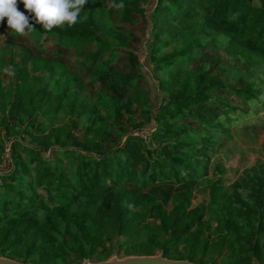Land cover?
<instances>
[{
  "label": "trees",
  "instance_id": "trees-1",
  "mask_svg": "<svg viewBox=\"0 0 264 264\" xmlns=\"http://www.w3.org/2000/svg\"><path fill=\"white\" fill-rule=\"evenodd\" d=\"M141 1L150 10L146 17L147 45L150 39L154 41L153 48L148 45L150 53L171 48V52L156 59L158 67L169 68L179 58L189 60L199 46L198 35L224 37L225 51L231 58L249 66H264V0ZM111 2L120 8L121 20L131 22L133 16L145 19L147 8L134 0ZM17 10L28 15L25 8ZM106 16L98 0H87L78 22L71 27L65 21L63 26L45 31L32 20L35 27L29 34L54 43L49 52L51 60L35 61L43 63L48 78L28 75L21 64L12 72L16 82L4 86L0 77V159L6 143L11 142V162L1 174L7 182L0 184V255L35 264H80L85 257L94 255L98 261H104L109 257L107 240L121 237L120 248H124L125 256L153 255L160 250L163 257L178 259L172 253L181 242H186L187 254L179 259L209 264L203 262L204 257L216 252L222 264H249L251 257L254 264H264L263 172L246 174L235 185L247 191V199L228 196L220 182H213L207 204L209 218L198 227L200 215L188 210V193H175L173 207L168 211L167 194L159 200L146 192L156 183L179 185L185 175L199 178L202 165L194 162L198 140L194 136L200 134L193 133L191 141H184L190 128L185 124L176 126L177 118L192 120L195 108H210L215 101L227 110L225 119L230 120L229 113L237 108L221 97L233 95L247 103L255 100L259 91L249 84L227 85L218 75L209 74V70H199L195 77L193 72L166 73L158 80V103L149 98L144 103L146 124L154 121L156 125L150 140L157 146H148L141 134L133 136L119 130L116 144L104 148L102 139L107 134L108 122L119 124L122 109L111 108L106 101L92 104L78 91L69 90L73 71L58 57L68 50L80 53L82 49L86 60H95L111 52L112 46L101 33L125 44L121 33L107 28ZM38 49L45 55L43 44L35 49L37 55ZM96 72L90 74L96 76ZM123 78V84L132 88L131 79ZM164 92L166 97L161 96ZM147 103L155 107L154 114ZM8 115L14 121L12 129ZM59 115L66 117L61 125L56 124ZM199 118L208 129L206 135L217 129L228 132L221 120L213 124L204 114ZM26 119L33 120L27 123ZM81 119L88 125L80 139L74 135L73 126L75 120ZM140 130L136 125L132 133ZM168 142L173 144L170 150ZM51 155L57 156V162H53ZM63 156L72 159L70 168L64 166ZM38 189L44 190L49 199L46 206L42 205ZM212 223L217 241L210 243L201 235ZM250 238L252 256L245 250ZM210 259L214 264L215 260Z\"/></svg>",
  "mask_w": 264,
  "mask_h": 264
},
{
  "label": "rangeland",
  "instance_id": "rangeland-1",
  "mask_svg": "<svg viewBox=\"0 0 264 264\" xmlns=\"http://www.w3.org/2000/svg\"><path fill=\"white\" fill-rule=\"evenodd\" d=\"M98 1L107 12V28L121 33L126 38V43L124 44L106 33H101L112 46L113 50L111 52L107 51L95 60H86L82 49L80 53L68 50L66 55H60L58 60L63 61L64 66L73 71L69 90L78 91L81 96L87 97L92 104L99 105L100 102L106 101L111 108L122 109L118 118L119 124L108 122L107 134L102 139V146L104 148L113 147L117 142L119 130H124L128 135L131 134L133 136L141 134L148 146H157L150 140V135L155 131L156 125L154 121L146 124L148 121L144 103L147 98L158 103L160 99V95L156 97L159 94L157 91L158 80L165 76L166 73L182 71L184 75H191L193 72V77H195L199 70H209V74L218 75L227 85L240 87L249 84L253 89L259 91V95L253 101L244 103L235 99L233 95L228 94L221 97L231 107L237 108L236 112L229 113L230 120L225 119L228 115V113H225L227 110L215 101L210 103V108H195L192 120L185 121L182 118L175 120L176 126L180 127L185 124L190 128L191 133L183 137L184 141H191L193 133L200 134L194 136L195 139H198L197 143H195L197 146L195 155L197 157L194 162H199L202 165L198 171L199 178L185 175L179 185H173L170 182L156 183L146 190V192L153 193L159 200L163 198L162 195L164 193L167 194L169 199L165 203V208L168 211L173 207L172 196L175 193H188L191 200L188 210L190 212H198L200 215L196 227L209 218L210 210L207 204L210 199V185L213 182H220L228 196L233 195V198H235L237 195L247 199V191L242 187H235V185L246 174L264 173V66H249L242 60L236 61L231 58L225 51L227 39L224 37L211 38L198 35L196 39L199 41V46H196L189 60L187 58H179L180 60L177 59L178 61L173 66L160 68L156 59L171 52V48H161L156 53H150L148 45L153 48L154 41L150 39L147 45L146 17L148 18L150 14L148 4L142 3L141 0H134L141 7L147 8L145 19L133 16L131 22H125L121 20L120 8L114 6L111 0ZM17 4V8H25L23 3H20V0H17ZM42 44L46 51L45 55L41 54L43 50L39 49L40 53L37 55L35 49L38 46H42ZM53 44L51 40L46 43L43 40L32 37L29 33L28 35L18 34L8 28L7 22L0 24V77L4 86L16 82L17 79L12 72H14L15 66L20 64L26 69L28 75L47 79L49 73L45 70L43 63L38 62L35 64V61L51 60L49 52L52 50ZM79 68H82V70ZM6 69L8 71H5ZM93 70L97 71L96 76L90 74ZM123 76H128L131 79L132 88L123 84ZM166 95L165 92L161 93L163 97H166ZM134 98H138V100L133 101ZM151 103L146 105L154 114L156 109ZM125 104L127 105L124 108ZM100 111L104 114L103 108H100ZM166 114H169V111ZM202 114L206 115L208 122L213 124H215L217 119L221 120L228 132L222 133L220 129H217L210 131L209 135H206L205 131L208 129L205 128L203 120L199 118ZM7 120L10 129H12L14 126L12 117L8 115ZM32 120L26 119V122H32ZM38 120L37 118L36 122ZM65 120L66 117L59 115L56 119V124L61 125ZM87 125L88 123L83 119L80 121L75 120L73 126L74 135L81 139L86 132ZM136 125L141 127V130L132 133L133 127ZM207 136L212 137V139L207 140ZM124 140L125 137L120 140V146L124 143ZM166 144L169 150L172 149V143L168 142ZM10 146L11 142H7L5 152L0 159V184L7 182V178L2 177L1 174L5 172L11 162L9 158ZM51 156H53V162H57V156ZM63 161L66 169L72 166V159L68 160L63 156ZM37 191L39 195H42V205L46 206L49 199L44 193L45 191L41 189ZM214 227L215 223H212L202 231L201 237L210 243L217 241V236L213 232ZM144 239L145 235L143 234L140 240L143 241ZM121 243H123L121 237L107 240L105 245L109 250L107 259L111 257H126L124 248H120ZM252 246L253 240L250 238L245 248L246 251H249L250 256H252ZM101 250L102 248L98 252ZM187 251V243L181 242L172 253V256L178 259L172 260H185L179 258H184ZM156 255L163 254L160 250H156L153 255L148 256ZM211 257L215 260L214 264H222L220 262L221 258L216 252L208 253L204 257L203 262L211 264ZM85 259L87 258L85 257ZM98 259L97 255L88 258L91 262H98ZM195 261H198V257L195 258ZM254 263V258L251 257L249 264Z\"/></svg>",
  "mask_w": 264,
  "mask_h": 264
},
{
  "label": "clouds",
  "instance_id": "clouds-1",
  "mask_svg": "<svg viewBox=\"0 0 264 264\" xmlns=\"http://www.w3.org/2000/svg\"><path fill=\"white\" fill-rule=\"evenodd\" d=\"M20 3H23L28 12L27 16L17 10V0H0V24L7 17L8 28L18 34L28 35L35 27L32 20L40 24L45 31L56 25L63 26L65 21L68 22L67 26L71 27L78 22V15L87 0H20Z\"/></svg>",
  "mask_w": 264,
  "mask_h": 264
},
{
  "label": "water",
  "instance_id": "water-1",
  "mask_svg": "<svg viewBox=\"0 0 264 264\" xmlns=\"http://www.w3.org/2000/svg\"><path fill=\"white\" fill-rule=\"evenodd\" d=\"M0 264H35V263H22L10 258L0 256ZM80 264H197L189 260H172L163 257V255L156 256H126L123 258L111 257L104 261L91 262L84 259Z\"/></svg>",
  "mask_w": 264,
  "mask_h": 264
}]
</instances>
